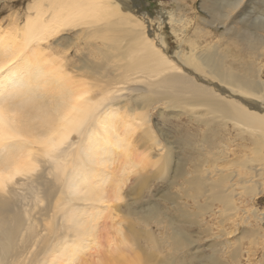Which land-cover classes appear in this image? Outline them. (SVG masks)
<instances>
[{
	"label": "bare ground",
	"instance_id": "6f19581e",
	"mask_svg": "<svg viewBox=\"0 0 264 264\" xmlns=\"http://www.w3.org/2000/svg\"><path fill=\"white\" fill-rule=\"evenodd\" d=\"M169 1L0 0V264H242L264 237V0L194 29Z\"/></svg>",
	"mask_w": 264,
	"mask_h": 264
},
{
	"label": "rangeland",
	"instance_id": "374dc122",
	"mask_svg": "<svg viewBox=\"0 0 264 264\" xmlns=\"http://www.w3.org/2000/svg\"><path fill=\"white\" fill-rule=\"evenodd\" d=\"M12 1H14V2H13V4L10 5V7H15L12 11L16 10L17 12H20V14H24V12H26L28 4L31 3L30 2L31 0H25V2L22 1V3L19 2V0H12ZM260 1L261 0H253V7H254V11L256 13L259 12L263 8L262 4H260ZM134 2L138 6V8L140 10H142V12H141L142 14H146L153 19H156L160 16L165 17L164 12H173V13L179 14L178 9L176 8L177 6L171 4V2L169 0H134ZM200 2H201V0H186L185 3L187 4V7H184V8L181 7L180 8L182 10V12L185 13L184 20L188 23V25L191 28H193V27L203 28V26L201 25V19H207L208 18L206 12L202 11L204 7L200 6ZM3 4H4L3 2L0 3V10H1V6ZM12 11L4 12V13H1V11H0V20H4V18H6L10 14V12H12ZM135 12L138 13L139 10H136ZM141 13H140V15H141ZM253 16H254V14H253ZM187 19H189V20H187ZM166 22H167V19L165 18V22L162 25L163 26L162 30L164 32L166 31L165 34H167V37L169 39L171 38L170 42L174 46L175 41H174V39L170 33V31L172 29H171V26L168 25V22H167V24H166ZM169 26H170V28H169ZM206 29H207L206 31H209V28H206ZM213 41L216 42V39H213ZM173 48H175V47H172V51H173ZM156 121H159V120L156 119L154 122H156ZM151 189L153 190L154 188H151ZM163 189H164V187L159 185V187L154 189V193H157L158 190L161 191ZM162 203L163 202H157V204L161 205L162 207H164V204H165V206H167L166 203H163V205H162ZM255 206L257 207L258 210L264 211V188H263V195L257 200V202L255 203ZM261 227L263 228L262 224H261ZM258 240H259L258 243L257 242H256L257 244L255 243L256 246L254 244L249 243V241H247V243H246V241H244L245 243H242V246H241L242 249L246 250L247 252L248 251L250 252V254H249V252L244 254L246 256V258L242 259V264H264V237L261 239H258ZM261 245H262V247H261ZM253 246H255V248ZM252 247H253V250H252ZM253 251L255 253H253ZM256 251H258V252H256ZM244 259H245V261H244Z\"/></svg>",
	"mask_w": 264,
	"mask_h": 264
},
{
	"label": "snow or ice",
	"instance_id": "6c2138e0",
	"mask_svg": "<svg viewBox=\"0 0 264 264\" xmlns=\"http://www.w3.org/2000/svg\"><path fill=\"white\" fill-rule=\"evenodd\" d=\"M0 71H4V69L3 68H0Z\"/></svg>",
	"mask_w": 264,
	"mask_h": 264
}]
</instances>
